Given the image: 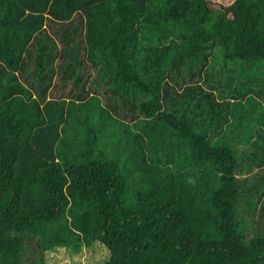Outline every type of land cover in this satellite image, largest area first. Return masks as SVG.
Masks as SVG:
<instances>
[{"label": "trees", "instance_id": "1", "mask_svg": "<svg viewBox=\"0 0 264 264\" xmlns=\"http://www.w3.org/2000/svg\"><path fill=\"white\" fill-rule=\"evenodd\" d=\"M263 224L264 0H0V264H264Z\"/></svg>", "mask_w": 264, "mask_h": 264}, {"label": "rangeland", "instance_id": "2", "mask_svg": "<svg viewBox=\"0 0 264 264\" xmlns=\"http://www.w3.org/2000/svg\"><path fill=\"white\" fill-rule=\"evenodd\" d=\"M219 3L217 1V5ZM172 135L179 138V135L175 131L173 132ZM174 139L176 140V138ZM164 143L167 144L168 141H165ZM229 144L231 145L230 142ZM243 207L244 205L239 207L238 210H241ZM254 216H258L256 210L254 212ZM107 255L108 252L106 248L102 246L100 243L94 241L92 244H90V246H82L81 249L76 252L69 251L64 247L52 248L49 251H47V254L45 255L44 263L45 264H102L104 259L107 257Z\"/></svg>", "mask_w": 264, "mask_h": 264}]
</instances>
